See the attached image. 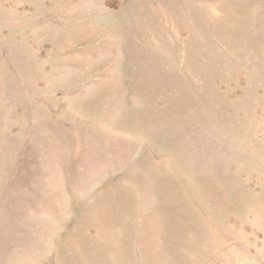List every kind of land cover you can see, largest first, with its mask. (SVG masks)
I'll use <instances>...</instances> for the list:
<instances>
[{
  "label": "rangeland",
  "instance_id": "374dc122",
  "mask_svg": "<svg viewBox=\"0 0 264 264\" xmlns=\"http://www.w3.org/2000/svg\"><path fill=\"white\" fill-rule=\"evenodd\" d=\"M0 264H264V0H0Z\"/></svg>",
  "mask_w": 264,
  "mask_h": 264
}]
</instances>
